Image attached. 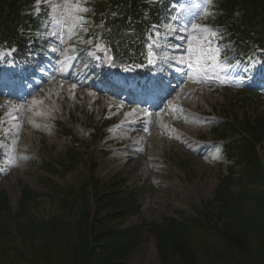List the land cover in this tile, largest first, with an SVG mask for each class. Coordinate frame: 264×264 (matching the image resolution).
<instances>
[{
	"label": "trees",
	"instance_id": "obj_1",
	"mask_svg": "<svg viewBox=\"0 0 264 264\" xmlns=\"http://www.w3.org/2000/svg\"><path fill=\"white\" fill-rule=\"evenodd\" d=\"M33 1L0 0V42L24 44L19 30L36 27L37 20L22 10ZM225 7L230 16L239 8L241 27L264 43V0H226ZM160 9L153 0H110L108 41L126 57L136 56L146 24ZM236 123L252 139L227 147L231 154L236 150L233 157L244 164V175L226 177L196 217H164L160 223L123 229L131 216L140 214L136 194L123 189L119 177L101 183L93 164L90 177L64 194L60 212L47 219L32 213L33 195L24 193L15 214L7 199H0V264H124L151 239L162 264H264V192L259 189L264 165L255 147L264 140V118ZM79 158L69 152V170Z\"/></svg>",
	"mask_w": 264,
	"mask_h": 264
},
{
	"label": "rangeland",
	"instance_id": "obj_2",
	"mask_svg": "<svg viewBox=\"0 0 264 264\" xmlns=\"http://www.w3.org/2000/svg\"><path fill=\"white\" fill-rule=\"evenodd\" d=\"M80 1L82 0H40L33 7H27L25 14H39L43 7H48V16L53 22L52 29H58V27H55L56 23L59 24L58 21L63 20V24L68 25L70 32L73 30V24H70L71 20L75 18L83 19L81 16H85L84 19H88L90 27L94 26L91 22L97 13L96 9L100 8V3H105L108 0H87L85 2L87 5L81 8ZM187 1L184 3V8L177 15L178 23L175 24L168 34L164 35L166 39L172 38L173 35L181 36L177 48L180 53V58L177 62L178 67L183 69L188 65L192 68L198 60L206 59L207 46L213 40H217L221 44L223 55L220 61L221 66L218 69H215L217 65L211 67L204 64L199 66L198 70L194 72L191 69L188 70L185 75V80L189 82L186 89H195L196 95H190L189 91L185 93L186 101L184 106L186 109L210 116H214V113L216 116H225V110L233 106H235V112L237 111L242 117L247 114L253 116L257 112H264V99H261V102L258 99H253L244 93L242 89L223 91L222 87H219L217 88L219 92L211 91L215 89V86L209 84L211 83L210 80L213 79L214 82H217L218 76L221 80L219 83H229L234 77H238L240 80L239 84L242 86V84H245L255 76V64L253 61L246 64L237 60L229 35H224L225 25L220 24L217 19V13H219L218 0H212V5L207 8L206 0ZM86 12L88 13L85 14ZM206 12H212L215 15L209 16ZM195 25H200V27L196 28L194 27ZM88 28L85 27V33H87ZM213 32L216 33L215 36H213ZM190 44L196 45V47H192ZM197 45L200 47H197ZM55 87V85L53 87L51 85L47 88V104L56 99V93L53 91ZM207 87H209V91ZM63 91L66 92L67 90L63 89ZM73 98H75L73 94L66 97L70 105L66 102L61 103V98H58L59 101L57 100V104L60 107L57 115L65 120L67 125H69L71 118V109L75 105V102H72ZM107 102L108 99L106 98L92 93L88 95L86 106H81V109L83 112L89 111L91 115L87 117L83 114L75 113V118L77 119L75 124L87 128L84 133L77 135L79 138L84 139L88 135L87 131L92 132L95 125L97 127L100 126L98 120L101 115H98V109L100 110L101 106L107 104ZM2 105L0 104V107ZM188 111L186 114H188ZM36 113L38 114L39 112ZM107 114L116 119L119 117L116 109L109 111ZM171 119L172 113H169L163 115L157 122H150V125H147L145 130L142 131L143 135H137L136 141L140 148L144 147L149 153L146 155L147 157L153 156L158 160V158L163 156H169L176 161H186L188 163L182 169L179 166L174 167L172 163L168 164L164 169H156L157 176L163 178L156 184L151 183L155 188L154 190L142 191L143 196L140 199V204L142 205L141 217L131 218L125 227L139 225L141 219L150 223H159L162 218L166 216L178 217L179 213L188 217L195 216L196 208L200 207L202 201L209 199L213 195L219 176L224 174L228 166V162L225 159L216 157L218 155L216 152L211 153L213 157L208 158L198 156L193 152L194 149L189 150L190 153L184 151L182 145L173 139V135L180 133H174L168 127V122ZM211 121L213 122L214 120L212 119ZM114 126L115 124L108 128L110 129ZM192 128L195 129L192 133V138L199 136L205 140H213L211 134L212 123L200 122L194 124ZM2 130L3 128L0 127V132ZM117 130L118 132L111 131L109 138L99 139L100 141L95 142L85 138L84 147L91 149L89 153L82 149V151L86 152L84 159L93 158L97 162L96 175L101 181H108L114 174L123 172L129 178V186L136 188L142 185L141 182L144 181L145 177H148L149 174L152 175L151 165L153 163H149V159L142 156L140 162L135 165V172L134 161L127 163L129 160L127 154L119 151L115 145L107 143L108 140H111L115 144H119L129 140V136H132L130 131ZM76 132L77 130H75ZM168 134L171 135L169 136ZM28 137H30V141L24 143V145L27 151L36 158L35 162L17 171L18 173H15V176L0 184V193L5 192L8 194L14 207H16L20 199V184H27L41 193L44 192L40 176L38 177V174H41L39 164L47 159L51 153L55 156L64 151L66 146H69V143L62 142V138L58 134L45 137V141L40 136L34 135L25 136L24 139H28ZM103 152H109V154L106 155ZM173 163L175 164V162ZM156 165L159 166L158 164ZM169 170H173V172ZM87 174L88 169L80 166L77 172L65 178H56V181L62 186L70 188L78 185L81 178ZM261 189L264 190V185ZM54 208L51 201L45 199L40 203L38 211L40 215H45L48 212H52ZM127 264H162L158 258L154 241L152 239L145 241L142 247L128 260Z\"/></svg>",
	"mask_w": 264,
	"mask_h": 264
},
{
	"label": "snow or ice",
	"instance_id": "obj_3",
	"mask_svg": "<svg viewBox=\"0 0 264 264\" xmlns=\"http://www.w3.org/2000/svg\"><path fill=\"white\" fill-rule=\"evenodd\" d=\"M212 5V0H206V8L208 7V6H211ZM206 14L207 15H209V16H213V15H215V13H212V12H206ZM59 23H63V20H60V21H58ZM194 27H196V28H199L200 27V25H195ZM53 35H55V33H53ZM216 35V33L215 32H213V36H215ZM217 52H219V49H217ZM149 63L151 64V63H153V61L150 59L149 60Z\"/></svg>",
	"mask_w": 264,
	"mask_h": 264
}]
</instances>
